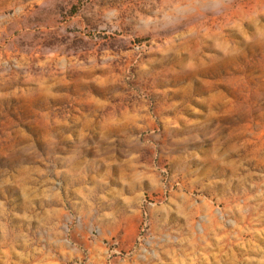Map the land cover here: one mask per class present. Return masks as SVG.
I'll list each match as a JSON object with an SVG mask.
<instances>
[{"label":"rangeland","instance_id":"rangeland-1","mask_svg":"<svg viewBox=\"0 0 264 264\" xmlns=\"http://www.w3.org/2000/svg\"><path fill=\"white\" fill-rule=\"evenodd\" d=\"M0 264H264V0H0Z\"/></svg>","mask_w":264,"mask_h":264}]
</instances>
